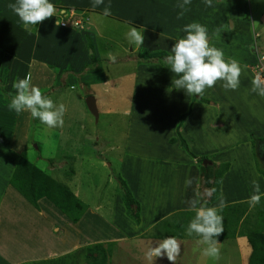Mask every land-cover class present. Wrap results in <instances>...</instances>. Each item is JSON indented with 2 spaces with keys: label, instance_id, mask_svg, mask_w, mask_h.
<instances>
[{
  "label": "rangeland",
  "instance_id": "obj_1",
  "mask_svg": "<svg viewBox=\"0 0 264 264\" xmlns=\"http://www.w3.org/2000/svg\"><path fill=\"white\" fill-rule=\"evenodd\" d=\"M50 1L57 5V10L73 6L62 2L59 6L55 1ZM14 2L15 0H0V19L5 20L2 25L6 22H19V18L7 7L9 3ZM223 2V0H212V3L217 5L215 10L225 8L221 5ZM131 3V0L117 3V15L111 16L113 20L110 16L108 18L96 16L101 13L98 11L88 12L89 21L83 30L82 41L87 45L84 44L87 54L88 50L93 53L95 51L98 56L97 63L105 71L106 83L101 87L102 89L95 84L83 83L80 86L82 83L80 77L91 75L93 71L90 67L95 63L94 60L92 62L94 54L88 55L90 62L84 63V66L80 65L78 70L71 68L66 56L75 58L76 50L66 52V45H63L61 43L63 40L59 38L61 37L59 30L53 27L54 17L37 25L31 32L26 31L27 33L20 24H14L16 25L14 28L11 26L10 30L15 36H33L37 32L41 37L44 36L47 47H42L36 58L46 57L54 62L59 60V63L64 61V65L62 64L60 68L41 73L43 76L54 77L55 82L45 86L46 81L42 80L40 87L43 94L49 98L51 97L49 95L56 92L57 96L52 98L54 103L65 105L63 127L49 129L38 119L34 120L29 116L28 142L31 146H37L36 151L33 148L29 150L30 157L34 162L37 160L35 164L37 169H47L49 175L61 179L63 185L66 183L64 177L70 176L73 170L76 176L67 186L75 193L81 190L86 201L92 204L89 211L95 212L97 203L100 202H106L108 206L102 210L101 221L95 217L85 216L89 218L83 220V223L85 222L81 227L83 241L80 242V238L74 233L75 227L68 228L64 216L50 202L39 200L36 202V207H33L9 184L13 166L18 161L16 158L18 153L14 152L13 140L9 143L2 140L0 143V264H88L91 262L87 257L89 256L87 249L89 250L94 244H100L106 252L108 251L105 264H171L166 256L151 262L145 256L149 247L155 246L169 236L175 237L181 246L175 264H247L250 250L243 237L238 244L231 238L223 240L219 245L220 257L218 260H213L203 255L204 245L191 239L187 240L188 238H181L180 236H185L183 230L175 231L179 226L178 218L189 215L185 213L186 209L183 210L185 212L174 211L177 207L186 205L180 201L185 199L189 188L180 189L177 193H173L174 195L166 197L167 208L160 206L166 219L161 225L153 226L152 230L150 228L143 238L136 237V240L139 239L137 241H141L136 244L135 238L130 240L126 234L132 231L139 235L138 227L141 224L130 230L129 223H134L125 213L128 209L131 218L134 217L136 206L134 203L138 204L136 201L144 198L146 193H125L123 187L128 188L130 182L128 176L133 175L125 171L126 167L128 166V169L130 164L135 163L132 168H139L142 162L147 163L150 158H154V164L158 167L163 165L162 168L166 167L164 158L174 162L173 170L165 173L169 176L168 179L172 176L171 180L174 182L183 176L181 170L189 172L193 168L199 172L203 180L197 178L195 181L191 177L192 173L189 176L193 184L198 186L194 189L195 193L211 190L213 180L222 167L226 165L228 168L233 160L237 162L244 157L247 164L256 168L264 167V146L260 149L263 140L257 141L250 132L258 123L263 122L264 125V115L261 114L264 109L256 107L250 99L251 97L257 100L256 96L250 93L253 84L248 81L250 78L245 71L248 70L255 79L252 66L260 59L264 67V50L256 54L254 63L248 60L252 56L246 52L250 51L248 45L253 44L251 30L259 22L254 14L262 12L264 0H242L246 11L250 7L252 20L245 14L246 11L239 13L233 8L226 13V18L224 14H213L215 12L205 14L206 10L210 11L213 6L206 7L204 0H191V4L187 6L191 7L190 11L186 12L182 19H177L180 9L176 7L178 3H182V0H172L171 3L169 0H153L151 3L139 6L133 15L129 12ZM76 12L86 18L85 13L79 10ZM93 16L98 17L95 19L96 22L93 21ZM119 17L125 18L118 20ZM229 21L233 24L232 29ZM192 22L206 26L209 38L211 36V46L223 50L226 61L231 58L239 62L242 72L237 90L226 91L222 87L223 81H218L215 87L206 89L203 96L198 97L187 96L183 90H176L172 86L173 79L177 77L168 69L169 66L164 63V59L171 54L174 43L186 35L181 29ZM2 25L0 43L5 41L3 33L7 31V27ZM130 27L142 30L145 39L138 52L126 54L123 48H133L126 38ZM216 29H220L218 36ZM45 30L49 33L46 34ZM258 30L260 34L257 33L258 36H255L264 40L262 18L261 29ZM85 33H89L92 38L90 39ZM46 35L50 37L49 40ZM40 46H42L41 41ZM108 53H112L115 60L109 58ZM128 58L135 64L127 62ZM154 68L156 70L153 71ZM1 73L5 72L0 70L2 79ZM135 77L137 78L134 83ZM40 78L36 76L35 82L39 83ZM244 83L246 88L243 86ZM11 89L0 87L2 96L9 102L11 99L9 93L14 95ZM59 93L61 94L58 95ZM253 94L258 95L254 92ZM88 96L96 97L95 108L98 119L90 115L86 109L84 99ZM258 97L259 102L264 105V97L259 95ZM234 116H239L238 123L232 119ZM212 123L214 124L211 125ZM190 125V129L193 130L191 140L195 143L193 145L188 144L185 134ZM90 128L99 131L98 134L93 135L98 141L89 140L90 135L87 136V141L83 136L88 134ZM64 133L66 134L63 135ZM23 135L25 136L24 133ZM169 138H173L168 142L170 145L167 143ZM19 139L22 144L24 137L19 135ZM81 143L83 146H79ZM66 153L77 154L82 158L75 155V158L65 159L60 156ZM88 157L100 159L108 174L90 166L86 162ZM120 161H123L122 164ZM105 163H108L106 168ZM189 167L191 168L188 169ZM116 169L118 172L114 171ZM136 176L141 178V173ZM117 182L120 184L118 188ZM237 185H230L233 191L237 189ZM140 188L139 186L138 190ZM225 190L224 193H233L229 188L225 187ZM127 194L128 198L132 199L130 204L127 202L128 205L133 206L131 208L122 200ZM210 200L211 196L207 197V206L212 202ZM151 203L155 204L156 198ZM113 204L124 213L111 214L114 212L111 208ZM138 209H140L139 204ZM173 212L177 213L173 214ZM95 239L101 242L94 243ZM107 244L111 246L108 247ZM67 250L72 251L65 254ZM91 252L99 259L98 252L95 253L94 249H91ZM239 254L243 255V258L240 259Z\"/></svg>",
  "mask_w": 264,
  "mask_h": 264
},
{
  "label": "crops",
  "instance_id": "obj_2",
  "mask_svg": "<svg viewBox=\"0 0 264 264\" xmlns=\"http://www.w3.org/2000/svg\"><path fill=\"white\" fill-rule=\"evenodd\" d=\"M53 1H55V3L58 4L59 6L62 5L60 2L67 3V4H73L72 7L69 6L67 8L73 9L75 11L79 10L80 12H83L86 14V18H84L86 24L83 25V28L81 29L82 31L76 30L72 27H66V28L58 27L56 25V18L57 17H54L55 22H54L53 27L54 28L56 27L59 30V33L61 34L60 35L61 37H59V38H61L63 40L61 43L63 45H66V52L69 51L68 53H70V52H73L74 50H76L75 51L76 52L75 58H71V57L66 56L67 63L69 62V66L70 65L72 66L71 68L74 67L76 70H78L80 65L84 66L83 65L84 63L86 64V63L90 62V59H88V55L94 54V58L92 59V62L94 60L95 63H93V65H91V67H90L91 69H93V71H91V75L86 74V75H83L82 77H80V80L82 81V83H80V86L83 83L87 84V85L95 84L100 89H102L101 87L104 86V83H106L105 71L100 65H98V63H97L98 62V56L96 55L95 51L93 53L92 51L90 52L88 50V54H87L86 49L84 48V44H85V46H87V45L85 42L82 41V35L84 34L83 30L88 25V21H89L88 12H91V11H93V12L98 11L99 13L101 12L100 14H97L96 16H100V18H102L101 14L103 11V7L110 4L111 5V13H112L111 16H116L117 15V3H121L122 0H104V5H101L100 7H97L95 9H93L91 7L92 0H52V2ZM223 1L224 2L221 5L225 6V8L221 7L222 10H219V9L215 10L217 8V5H215V3L214 4L212 3L213 8H211L210 11L206 10L205 14L209 13V12H215L213 14H217V13L224 14V16L226 18L227 17L226 13H228L229 10L232 8L234 10L239 11V13L246 11L244 9V4L242 3V0H223ZM131 2L132 3L130 4V6H132V7L129 8V12L131 15H133L135 13V10L136 9L138 10L139 6H142V5L147 4V3H151V2H153V0H150V2H148L147 0H131ZM171 2H172V0H169V3H171ZM135 7H137V8H135ZM95 13H97V12H95ZM203 14L204 13H202V15ZM245 14H247L249 16L250 20H252L250 7L247 9ZM254 15L256 16L257 20H259V22L257 25H254L255 28H253L251 30L250 36L253 39V44L248 45L247 48H248V50L250 49V51H246L247 53L249 52L250 55L252 56V57L249 56L250 58L248 60H252L253 63H254V59L256 57V54H259L260 51L264 50V42H263L264 40L261 37H259L257 39V36H258L257 33L260 34V30H258V29H261V18L264 19V9L262 10L261 13L254 14ZM111 16H110V19L113 20V17H111ZM239 16H240V14H239ZM121 18H125V17H119L118 20ZM2 19H0V28H1V25L3 24V22L5 21ZM95 19H98V17L93 16L94 22L97 21ZM14 24H17V25L20 24L21 25V22L20 21L19 22H6V24L2 25V26L7 27V31H4V33H3L5 41L0 43V70L5 72L4 74L1 73L2 79L0 78V87H2L4 89L9 88V90H10V88H12V83L14 81H16L17 79H22L26 75H29V74L31 75V83L38 88H40L42 86L41 85L43 83L42 80L46 81L45 86H47L48 84H53L55 82L54 77L52 78V76H43V74H41V73H45V71H47V70L50 71L51 69L60 68L64 61L59 63V60H55V62H54L52 59H49L46 57L43 59L42 58H36V55L40 54L42 47L43 48L47 47L44 36L41 37L38 34V32L35 33V35H33V36H31V35L15 36V35H13V33L10 30L11 26H13V28L16 27V25H14ZM229 24H230V27L232 29L233 28L232 22L229 21ZM22 29H23V27H22ZM45 33L48 34L49 31L45 30ZM85 34H87L89 36V33H85ZM255 35H257V36H255ZM46 37L48 40L50 39L49 36L46 35ZM89 37H90V39L92 38L91 35ZM210 39H211V36H210ZM256 39H257V41H256ZM254 40H255V42H254ZM40 41L42 42V46H40ZM5 44H7V46L4 47ZM123 51H125V53L127 54L128 52H131V53H134L136 51L138 52L139 49H136L134 46H133V48L129 47L128 49H126V47H125V48H123ZM97 52H99V51H97ZM64 58H63V60H64ZM38 59H39V61H37ZM127 62L134 63L129 58L127 59ZM34 63H36V64L34 65ZM50 66H52V67L50 68ZM137 68L138 67H136V69ZM246 68L248 69V67H246ZM154 70H156V69L154 68L153 71ZM245 71L250 78L248 81H250L252 83L254 80L253 76L251 75V73L248 70H245ZM6 72H8V73H6ZM159 73H162V72H159ZM36 76H38L39 78L41 77L39 83L35 82L34 78ZM47 77H48V79H47ZM136 78L137 77H135V79H134V83L136 82ZM243 86L246 88V83H244ZM11 90L15 94L14 89L12 88ZM250 93H252V96H256V98H257V100H255V99H252L250 97V99L253 100L255 106L260 107L261 110L264 109V105L261 104L258 100V98H259L258 95L253 94L252 91H250ZM60 94L61 93H59L58 95H60ZM134 94H135V92H134ZM49 96H51L50 98L52 99L54 96H57V93L56 92L52 93V95H49ZM244 96H246V95H244ZM92 97H93L94 103H95L96 97L95 96H92ZM81 98H79V99H81ZM85 98H87V97H85ZM241 98H243L242 95H241ZM8 103H9V101H7L5 99V97L2 96V94L0 92V143H2V140L5 141L6 143L12 142V140H13L14 145H15V151L14 152L18 153L17 154L18 156H16V158L17 159H20V158L24 159L26 162L35 165V164H37V160L34 162V159L30 157V153H29L30 149H32V148L35 149L37 147V146H31V143L28 142V136H29V130H30V121H28V119H29L30 114L29 113H23V114L17 116L14 112H9V110L7 108ZM95 105H96V103H95ZM261 114L264 115V110L262 111ZM238 117L239 116H234L232 118V119H234V122L239 121ZM97 119H98V113H97ZM190 121H191V119H190ZM190 123H191V125H193L192 122H190ZM213 124L214 123H212L211 125H213ZM191 125L187 129L188 132L185 134H186V139H187L188 144L192 143V145H193L195 143H193V141L191 140V136H192L191 134L193 131L190 129ZM229 129L231 132L230 127H229ZM96 131H95V129L90 128L88 134H84L83 136L85 137V139L87 141H88V138H87L88 135H90L89 140L95 139V141H98V138L93 137V135H96L99 133V131H97V132ZM18 132H20V133L18 134ZM250 132L252 133L254 138H256L257 141L263 140L262 142L260 141L261 143H263L260 146V149H261L264 146V125H263V122L258 123V125H255ZM23 133L25 134V136L23 135ZM65 134L66 133H64L63 135H65ZM19 135H21V137H24V141L22 144L20 142L21 140L19 139ZM14 137L16 138V140H14ZM172 139L173 138H169V140H167V143L172 141ZM80 145L83 146L82 143L79 144V146ZM168 145H170V144L168 143ZM173 146H175V145H173ZM35 151H36V149H35ZM74 153H76V152H74ZM69 154L70 153L60 154V156L65 158V159H68V157L69 158H75V155L77 156V154H75V155H72V154L69 155ZM241 155H243V154H241ZM79 157L82 158L81 156H79ZM153 159L154 158H150V160H148L147 163L142 162L139 165L140 166L139 168H136V169L132 168L135 165V163H134V164L129 165L130 168L127 169V167H128L127 166L125 169V171H129L133 174V175L128 176V179L130 181V182H128V188H127L128 193H146V194H144V198H142L140 201H138V200L136 201L140 205V209L138 211V214H139L138 223L137 224L129 223L131 226L130 230L135 229L136 227H138L141 224L138 227L139 235L137 232L132 233V231H131L132 235H131V233L128 234V232H127L126 237L129 238L130 240L131 239L134 240V238L136 240V237H138V236H141V238H143L145 233L150 228L152 230L153 226L156 227L157 225H160L164 221V219H166V218H164V212H163L161 207H166L168 205L167 198H166L167 196H169L171 194L174 195L173 193H177V191L180 189L182 190L185 188H189V190H188L189 193H186L187 195H186L185 199L182 198L183 200L180 201L186 205L185 206L182 205L180 207H177L176 209H174V211L180 212V211H183L186 209V212H190V211H188L187 201L191 200L194 197V195L196 194L194 192V189H197L198 186L196 184L195 185L192 184L191 186L186 187L185 181L190 178L189 177L190 173H192L191 177H193V179L195 181L197 180V178H199V180H203V178L201 177L199 172H196L193 168L190 169L191 167H189L188 168V169H190L189 172L186 170H181L182 171L181 174L183 176L180 177V179H177L176 182H174L173 180H171L172 176L170 177V179H168L167 177H169V176H167L165 174V173H167L168 170H173L172 167H174V165H173L174 162H171V160L164 158V162H166V167L162 168L163 165H162V167H158L156 164H154ZM233 161L228 165V168H226V171L221 176L218 196L211 203L208 204V207H217L219 204V199H218L219 197L224 198L227 206L232 205V204L244 203L245 201H249L250 196L253 194V188H252V184H251V182L253 180H256L259 183L260 192L262 194H264V175H263L264 174V169H263L264 167H262V168L253 167V166L246 163V160L244 159V157H242L241 159H238L237 162L236 161L233 162ZM86 162L90 166H93V168L95 167L96 169L101 170L103 173L108 174V172L105 171L103 162L100 159L88 157L86 159ZM120 162L122 164L123 161H120ZM162 162H163V160H162ZM250 163L252 164V162H250ZM176 166L177 165H175V168H176ZM106 167H108V163L107 164L105 163V168ZM43 171H47V169H45ZM115 171L118 172V169H116ZM119 171H121V170H119ZM72 172L73 173L71 176L64 177L66 179L65 185L68 189H70V188L67 186V184H69L70 182L72 183L73 177L76 176V173L73 170H72ZM140 173H141V178L136 176V174L138 175ZM124 175H126V174H124ZM158 178L161 180H158ZM108 180H110V178ZM60 181H61V179H60ZM134 185H136V186H134ZM230 185H234V186L237 185L238 187H237V189H235L233 191V188ZM139 186L141 188L138 190ZM241 186L243 187L242 189H241ZM225 187L227 189L229 188L230 192H233V193H224V192H226ZM172 191H174V192H172ZM72 193L75 195L76 198L81 200V202H83L87 206L88 213L86 210V212L81 216L79 221L76 222L75 224L68 222L67 219H65L64 221H65V223H67L66 226H68V228L75 227V229L77 231L75 230L74 233H75V235H78V237L81 240L80 242H82L83 239H81V236L83 234V229L81 227H82L83 220L86 218L88 219L89 217H93V218L95 217V218H98L97 219L98 221H101L102 210L105 207H107L108 204H106V202L105 203H103V202L97 203L98 206H96L97 207L96 211L91 212V211H89V209H90L89 207L92 204L90 202L86 201V198H84V196L81 194V190H80V192L78 191L77 193H75V192H72ZM263 196L264 195H262V197ZM155 198H156V203L155 204L151 203V202H153V200ZM40 200H46V199H40ZM147 200H149V201H147ZM116 207L117 206L114 207V204L111 206L112 211H114L111 214L122 215L124 212L121 209L118 210V208H116ZM183 212H185V211H183ZM174 213H177V212H173V214ZM85 216H89V217H85ZM145 217H146V219H145ZM141 229H143V230H141ZM140 230L142 232H140ZM151 239H156V238H151ZM190 239L191 238H188L187 240H190ZM231 239H232V241H235V242L237 241L236 244H238V243H241V240L243 238L234 236ZM137 240H139V239H137ZM137 240L134 241L136 244H137V242L141 243V241H137ZM191 240H194L195 242L198 241V239L197 240L191 239ZM93 242L96 243V242H101V241H98L97 239H95V240H93ZM196 243H198V242H196ZM218 243H221V242H218ZM70 251H72V250H67V252L65 251L66 253L65 252L64 253L67 254ZM49 253H51V252H49ZM247 253L248 252L246 251V254ZM246 254H245V258H246ZM239 255H240V259L243 258V255H241V254H239Z\"/></svg>",
  "mask_w": 264,
  "mask_h": 264
},
{
  "label": "clouds",
  "instance_id": "obj_3",
  "mask_svg": "<svg viewBox=\"0 0 264 264\" xmlns=\"http://www.w3.org/2000/svg\"><path fill=\"white\" fill-rule=\"evenodd\" d=\"M206 7H212V0H204ZM191 0H182L176 5L180 9L177 19H182ZM104 5V0H92L93 9ZM7 7L19 18L25 31L31 32L37 25L57 16L56 6L50 0H15ZM68 9V8H65ZM63 14V13H62ZM111 5L103 7L102 18L111 16ZM62 22L57 18L56 25ZM186 35L179 39L171 48V54L167 55L164 63L168 69L177 77L173 79L172 86L176 90H183L187 96L202 97L206 89L215 87L218 81H223L222 87L235 91L239 87V77L242 69L235 59L225 60L221 49L211 46L208 29L198 22H192L181 29ZM220 29H216L218 36ZM129 44L139 49L144 44L143 31L136 27H130L126 33ZM115 60L112 53L107 54ZM245 67H247L245 65ZM252 92L264 97V83L257 76L253 82ZM15 94L9 93L10 102L7 104L9 112L17 116L29 113L32 119H38L41 124L49 129L63 127L66 107L63 103L57 105L48 96L44 95L40 88L31 83V75L17 79L12 83ZM186 187L193 184L192 179L185 181ZM253 194L249 198L251 206L260 203L262 194L260 185L256 180L251 182ZM214 190H205L204 193L196 192L194 197L187 201L188 211L194 212L186 228L188 236L198 237V243L204 245L203 255L213 260L220 257V243L218 237L224 232L223 217L220 212L227 206L223 197H219L217 207L207 206V197ZM181 246L179 241L172 236L164 238L155 246L149 247L145 253L148 261L166 256L171 264H175L177 256L180 255Z\"/></svg>",
  "mask_w": 264,
  "mask_h": 264
},
{
  "label": "trees",
  "instance_id": "obj_4",
  "mask_svg": "<svg viewBox=\"0 0 264 264\" xmlns=\"http://www.w3.org/2000/svg\"><path fill=\"white\" fill-rule=\"evenodd\" d=\"M226 168L227 166L224 165L215 180H213L214 183L211 190L214 191L212 192L210 201H213L218 196L221 175L226 171ZM13 169L9 184L33 207H36L38 200L46 199L68 222L73 224L78 222L86 212L87 206L76 198L70 189L62 184L60 179L51 177L47 171L39 170L35 165L21 158L18 159ZM118 186H120L119 182H117V188ZM123 190L125 193H128L126 187H123ZM122 200L126 206L133 207L127 204V202L129 204L132 202V199L128 198V194ZM134 204L136 205L134 207V217L131 218L128 209L125 214L134 224H137L139 209L138 205ZM185 213L189 215L185 218H178L179 226L175 231L183 230L185 232V236H180L181 238L199 239L195 235L188 236L186 234L187 225L194 217V212ZM220 215L223 217L224 232L217 238L218 242H222L227 238H233L234 236L243 237L250 250L247 264H264V196L261 197L260 203L255 206H251L249 201L228 205L220 212ZM107 246L111 245L107 244ZM91 249H94L95 253H99V259L97 256L92 255ZM87 251L89 252V256L87 255V257H89V262H91L88 264H105L106 253L108 251L106 252L100 244H94Z\"/></svg>",
  "mask_w": 264,
  "mask_h": 264
},
{
  "label": "built area",
  "instance_id": "obj_5",
  "mask_svg": "<svg viewBox=\"0 0 264 264\" xmlns=\"http://www.w3.org/2000/svg\"><path fill=\"white\" fill-rule=\"evenodd\" d=\"M56 17L62 22L58 26L60 28L72 27L74 29H82L85 23L83 16L78 15V13L73 9L60 8L57 10ZM252 68L254 70V77L256 78L259 76L261 82L264 83V67L261 64L260 59L252 66Z\"/></svg>",
  "mask_w": 264,
  "mask_h": 264
},
{
  "label": "water",
  "instance_id": "obj_6",
  "mask_svg": "<svg viewBox=\"0 0 264 264\" xmlns=\"http://www.w3.org/2000/svg\"><path fill=\"white\" fill-rule=\"evenodd\" d=\"M84 103L87 111L90 113V115H92L96 119L97 112L95 108L94 99L91 96H88L87 98H85Z\"/></svg>",
  "mask_w": 264,
  "mask_h": 264
}]
</instances>
